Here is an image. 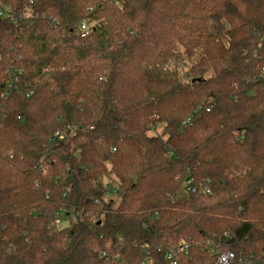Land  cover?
I'll list each match as a JSON object with an SVG mask.
<instances>
[{
  "label": "trees",
  "instance_id": "obj_1",
  "mask_svg": "<svg viewBox=\"0 0 264 264\" xmlns=\"http://www.w3.org/2000/svg\"><path fill=\"white\" fill-rule=\"evenodd\" d=\"M29 1L0 0V264H264V0Z\"/></svg>",
  "mask_w": 264,
  "mask_h": 264
},
{
  "label": "built area",
  "instance_id": "obj_2",
  "mask_svg": "<svg viewBox=\"0 0 264 264\" xmlns=\"http://www.w3.org/2000/svg\"><path fill=\"white\" fill-rule=\"evenodd\" d=\"M31 2H32V0L29 1V3H31ZM3 14L4 13L0 10V17ZM26 17L27 16L19 17V18L12 17L11 19L13 20V22L16 23L18 21H21V19L23 20V18H26ZM80 29L85 34L87 31V26L84 23H82L80 25ZM19 74L20 73L15 69L12 71L11 76H10V82H9L10 88L18 82V75ZM186 188H187V191H189V192H192V193L195 192V189L192 187L191 182H188L186 184ZM234 260H235V254L233 252H231V251H219L215 264H233Z\"/></svg>",
  "mask_w": 264,
  "mask_h": 264
},
{
  "label": "rangeland",
  "instance_id": "obj_3",
  "mask_svg": "<svg viewBox=\"0 0 264 264\" xmlns=\"http://www.w3.org/2000/svg\"><path fill=\"white\" fill-rule=\"evenodd\" d=\"M68 221L69 220H66V221L62 222L61 226L66 225L67 223H69Z\"/></svg>",
  "mask_w": 264,
  "mask_h": 264
}]
</instances>
